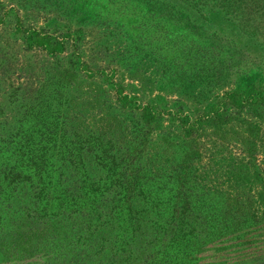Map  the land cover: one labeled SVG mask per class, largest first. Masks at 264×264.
Instances as JSON below:
<instances>
[{
  "label": "rangeland",
  "instance_id": "374dc122",
  "mask_svg": "<svg viewBox=\"0 0 264 264\" xmlns=\"http://www.w3.org/2000/svg\"><path fill=\"white\" fill-rule=\"evenodd\" d=\"M0 18V264H170L177 247L183 264H264V219L229 208L264 194V105L182 122L264 87V0H0ZM83 180L101 198L87 226ZM116 196L139 220L132 242L115 239Z\"/></svg>",
  "mask_w": 264,
  "mask_h": 264
},
{
  "label": "trees",
  "instance_id": "16d2710c",
  "mask_svg": "<svg viewBox=\"0 0 264 264\" xmlns=\"http://www.w3.org/2000/svg\"><path fill=\"white\" fill-rule=\"evenodd\" d=\"M2 22H3V19L0 18V24ZM22 31L27 34L26 42L29 47H32L34 45L45 47L46 49L50 50V52L52 53L58 52V51L61 52L65 48V42L63 39L60 41H58L57 39L55 40V38H53L52 36H49L36 29H22ZM117 93H118V100L123 105H134V104L138 105L136 97L128 93H125L121 87L117 88ZM223 100L224 101L221 102L223 107H220L218 109H213L207 114H203L202 116L197 117V118H193V119H191L190 117L182 118V122L185 125V128L188 129L189 131H198L202 129L206 124L212 121L216 123L227 122L230 119L228 117L227 105L232 104L233 107H240V108H244V107L250 108V107H254L258 105H264V87H259L256 84H248L245 88H237L232 91H227L224 95ZM139 107L141 108L144 120L148 122L154 121L155 119H157V115L159 113H162V110H159L151 106L150 104H145V105L139 104ZM246 143L248 144H246V148L244 151V155H245L244 157L246 158L248 157V160H250V162L254 166L255 165L254 161L256 162L257 160V153H255V151L257 150V146H258L257 138H253V140H250L249 142H246ZM256 172H257L256 173L257 175H260L258 171ZM10 178H11V182H10L11 185L19 184L22 181L20 180L21 177L18 174L17 175L15 174L11 176ZM28 180L29 179L24 180V181H28ZM86 184H92L93 186H95V183H91V182H87V180H83V182H81L80 186L77 188V191L86 193L88 195V199H89L88 202H86V199L84 198L82 201V203L86 204L87 210H88L87 213H84L85 221L79 223L80 225H83L84 223H86V226H87V224H90L93 221L94 219L93 214L96 211L97 206H100L101 203H98V202L101 200V198L98 199L97 196L94 195L98 193V189H95L93 191L94 194H91L90 191H87L85 189ZM237 191H238L237 193H239L241 192V189L238 188ZM54 193L56 194V197H58L59 199L64 200L68 198L64 192L58 193V190H57ZM113 200H114V206H115L114 211L116 212V215L112 213V217L116 218V223H115L116 226L114 229L115 234H116L115 239L117 243H118V238H119V243L124 240H127V242L129 241L132 242L134 238L132 232H134V235H136L137 227L139 226L138 225L139 220L135 221L136 218L133 217V212L131 213V211L127 214L124 213L125 198L116 196L113 198ZM72 201H75V200L72 199ZM262 207H264V194L260 196L259 201H257L256 199L253 200V198H249V197L244 200L241 198V195H238L236 196L234 203L231 204L229 208L230 209L236 208L237 213H240L241 215L245 216L244 219L248 216L254 217L256 220H258V223H259V219L260 221L264 219V217H262L264 214V211H262ZM184 208H186V205L184 206ZM151 212H152L151 210H147L146 213L143 211V213H145V217L147 218L151 216L150 215ZM244 219L242 220V223L240 224H244ZM143 220L144 219H140V221H143ZM89 228L92 229L90 226ZM94 229H95L94 231H101L102 227L96 226ZM87 231H88L87 228H83L81 230V233L82 232L87 233ZM94 236L95 235L91 233H89V236H83L81 234L79 235L78 241H81L83 238L85 239L86 242L88 241L92 242L91 240H93ZM156 236L157 234H155V237ZM157 238H155L152 242H155ZM176 252L177 254H172L171 256L167 254H164V255L170 259V262H169L170 264H183L181 262V258L179 254L180 251L178 247H177ZM76 255H78V253H76ZM141 260L144 264L149 262V259L144 260V258H142Z\"/></svg>",
  "mask_w": 264,
  "mask_h": 264
}]
</instances>
